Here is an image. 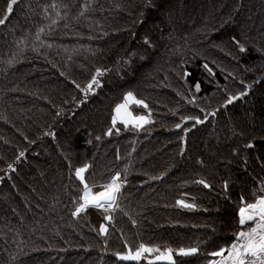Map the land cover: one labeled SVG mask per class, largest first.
<instances>
[{
    "label": "trees",
    "instance_id": "obj_1",
    "mask_svg": "<svg viewBox=\"0 0 264 264\" xmlns=\"http://www.w3.org/2000/svg\"><path fill=\"white\" fill-rule=\"evenodd\" d=\"M9 2L0 0V264H135L115 253L140 243L198 246L177 264H206L239 230L240 196L252 202L264 181V0H17L8 14ZM97 68L99 86L85 93ZM128 91L148 105L130 111L151 123L117 122L106 135ZM213 111L195 127L181 120ZM85 163L89 182L117 171L127 180L113 212L72 214Z\"/></svg>",
    "mask_w": 264,
    "mask_h": 264
},
{
    "label": "snow or ice",
    "instance_id": "obj_2",
    "mask_svg": "<svg viewBox=\"0 0 264 264\" xmlns=\"http://www.w3.org/2000/svg\"><path fill=\"white\" fill-rule=\"evenodd\" d=\"M16 3L17 0H10L7 4L6 12L8 14L12 13L13 5ZM6 18L7 17L0 19V25L5 23ZM53 23H55V21H53ZM40 31H43V29ZM37 39H39V33H37ZM145 39L147 40V38ZM232 39L239 44V41H236L235 37ZM240 50L242 52L246 50L244 45H240ZM209 71L211 70L209 69ZM102 74L103 70L97 68L96 75L92 77L87 88L84 89L85 93L89 90H93L94 85L99 86L97 77ZM73 83L75 82L73 81ZM76 87L79 88L80 86L76 85ZM196 89L199 91V83L196 84ZM245 94L246 93L242 92L236 96L230 95L225 102V107ZM194 100L195 98L193 97V101L189 102H194ZM132 105H141L144 108L148 107L145 101L138 99L132 91L124 93L122 101L115 105L112 115V127L107 129L106 135H112L113 128L118 121L125 127L132 125L137 128L151 123L150 113L149 115L136 116L130 111ZM214 115H216L215 111L206 114L204 120L195 116H183L181 120H193L195 121L193 127H195L196 124H202L209 116ZM175 127L179 129L181 128V124L178 123ZM115 130L119 132L118 128ZM183 130L185 132L188 131L187 128ZM49 134L53 135L52 133ZM96 139H100V137H96ZM89 143H91V141H89ZM245 147L251 149L254 147V144L249 143ZM24 155V152H20L17 159L19 160ZM8 167L11 169L12 165L10 164ZM90 168L91 165L87 163L75 168V179L79 182L80 187L77 189L79 195L75 198L76 207L75 211L72 213L73 215H79L89 208L102 209L107 212L110 209L114 210L119 207L117 203L118 197L121 195L122 188L127 183V180L122 179L121 173L117 171L104 183L98 184L95 181L89 182L86 173L89 172ZM196 183L203 185L205 188L212 187L205 179H200L196 181ZM223 187L225 190L228 189V181H224ZM97 188L99 191L96 190ZM260 193L261 194L257 195L256 191H253L254 200L252 202L246 201L243 195L240 196V204L237 212L239 230L233 233L234 239H232L230 244L220 246L216 250L206 254L209 257L206 264H264V181L260 184ZM177 204L189 209L197 207L196 204L187 203L183 199L178 200ZM106 219L111 220L112 217L107 216ZM135 223L136 221H133V224ZM100 231L104 233L107 229L104 225H101ZM126 247L127 250L125 252H116L115 256L121 261H131L135 262V264H141V262L142 264H177L178 257H190L199 252L198 246L173 249L168 246L161 248L159 245L140 243L135 250H133L131 246L126 245Z\"/></svg>",
    "mask_w": 264,
    "mask_h": 264
},
{
    "label": "rangeland",
    "instance_id": "obj_3",
    "mask_svg": "<svg viewBox=\"0 0 264 264\" xmlns=\"http://www.w3.org/2000/svg\"><path fill=\"white\" fill-rule=\"evenodd\" d=\"M134 115H136V116H139V115H144L143 113H138V114H134ZM119 122V121H118ZM137 128V127H136ZM108 212H113V210L112 209H110Z\"/></svg>",
    "mask_w": 264,
    "mask_h": 264
},
{
    "label": "built area",
    "instance_id": "obj_4",
    "mask_svg": "<svg viewBox=\"0 0 264 264\" xmlns=\"http://www.w3.org/2000/svg\"><path fill=\"white\" fill-rule=\"evenodd\" d=\"M96 190H97V191H99V189H98V188H97ZM74 211H75V210H74ZM74 211H73V212H74ZM75 216H76V215H75Z\"/></svg>",
    "mask_w": 264,
    "mask_h": 264
},
{
    "label": "water",
    "instance_id": "obj_5",
    "mask_svg": "<svg viewBox=\"0 0 264 264\" xmlns=\"http://www.w3.org/2000/svg\"><path fill=\"white\" fill-rule=\"evenodd\" d=\"M107 216H110V215H107ZM107 216H106V217H107ZM106 220H107V219H106Z\"/></svg>",
    "mask_w": 264,
    "mask_h": 264
}]
</instances>
